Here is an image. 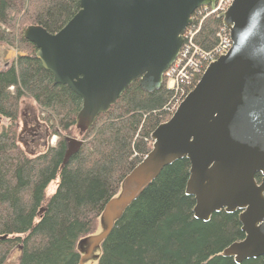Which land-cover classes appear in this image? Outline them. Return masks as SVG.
<instances>
[{
  "label": "trees",
  "instance_id": "16d2710c",
  "mask_svg": "<svg viewBox=\"0 0 264 264\" xmlns=\"http://www.w3.org/2000/svg\"><path fill=\"white\" fill-rule=\"evenodd\" d=\"M79 7V0H0V41L24 53L0 69V120L7 121L0 126V264H79L78 240L97 230L105 203L151 149L152 131L194 85L193 72L176 89L163 82L145 91L135 80L80 133L81 98L53 82L23 37L28 25L58 31ZM221 26V18L207 15L194 44L212 49ZM25 102L46 129L37 151L19 140ZM68 137L82 144L64 163ZM189 166L186 158L175 160L137 194L101 242L95 264H264V255L237 263L222 254L244 237L238 212L195 218L194 197L185 193Z\"/></svg>",
  "mask_w": 264,
  "mask_h": 264
},
{
  "label": "water",
  "instance_id": "95a60500",
  "mask_svg": "<svg viewBox=\"0 0 264 264\" xmlns=\"http://www.w3.org/2000/svg\"><path fill=\"white\" fill-rule=\"evenodd\" d=\"M213 1L79 0L58 31L28 25L23 37L53 82L81 98L75 125L82 133L135 80L145 91L162 86L191 14ZM218 17L230 32V49L208 64L169 119L152 131L151 149L105 203L96 232L78 240L79 264L97 259L127 205L180 158L190 164L185 193L194 197L195 218L208 221L221 209L238 212L244 237L222 254L237 263L264 255V0H233ZM0 47L5 66L24 55L5 43ZM66 140L64 163L82 144L76 137Z\"/></svg>",
  "mask_w": 264,
  "mask_h": 264
},
{
  "label": "built area",
  "instance_id": "2783aa9c",
  "mask_svg": "<svg viewBox=\"0 0 264 264\" xmlns=\"http://www.w3.org/2000/svg\"><path fill=\"white\" fill-rule=\"evenodd\" d=\"M231 2L232 0H215L212 7L205 6L199 8L193 14L191 24L183 33V44L181 49L175 61L165 73L166 79L172 81L173 89L178 88L182 81L191 79L190 75L193 72V78L189 80L190 83L188 85L192 84L210 61L216 59L230 48V36L223 26L220 27L218 43L208 51L200 49L195 45L193 38L196 30L200 26V21L204 17L209 14H218L225 11ZM182 93L179 99L182 98L185 92L183 91Z\"/></svg>",
  "mask_w": 264,
  "mask_h": 264
},
{
  "label": "rangeland",
  "instance_id": "374dc122",
  "mask_svg": "<svg viewBox=\"0 0 264 264\" xmlns=\"http://www.w3.org/2000/svg\"><path fill=\"white\" fill-rule=\"evenodd\" d=\"M3 44L4 43L0 41V45ZM2 57H3V53H2V48L0 47V69H6L9 66L4 65V61ZM167 85L171 87L172 82L168 81ZM23 106H22L23 111L21 112V116H20V122L23 124L24 130L20 131L19 140L20 143L23 145V147L29 150L33 149V151H37L39 150V147L42 146L43 140L46 138L45 136L46 129L43 126V124L39 122L37 115L31 111V107L29 103L25 102ZM6 123L7 121L5 119L0 120V126ZM28 127H33V128L31 130H28ZM54 141H55V136L50 138V143H54ZM17 252L18 251H13V253L11 254L12 261H14L17 258ZM86 264H95V261H89Z\"/></svg>",
  "mask_w": 264,
  "mask_h": 264
}]
</instances>
